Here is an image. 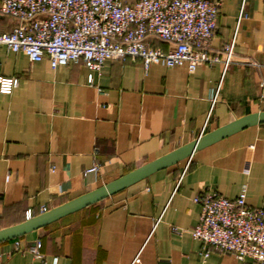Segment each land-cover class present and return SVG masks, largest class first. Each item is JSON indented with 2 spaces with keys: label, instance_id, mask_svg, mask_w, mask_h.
<instances>
[{
  "label": "crops",
  "instance_id": "crops-1",
  "mask_svg": "<svg viewBox=\"0 0 264 264\" xmlns=\"http://www.w3.org/2000/svg\"><path fill=\"white\" fill-rule=\"evenodd\" d=\"M134 4L138 0H124ZM220 2L212 56L231 63L153 66L111 60L100 72L83 63L51 67L0 47V75L16 78L0 93V230L97 190L228 124L264 112V0ZM247 18L240 20L243 10ZM15 26L18 21L10 20ZM9 28H0L7 30ZM165 51L169 46L156 41ZM93 74V83L89 75ZM97 152V153H96ZM100 164L98 175L85 171ZM54 171L52 172V169ZM264 208V124L247 128L155 172L129 188L20 238L0 243L3 264H33L37 240L49 262L67 264H258L211 250L191 231L207 191ZM47 211V212H48ZM139 258L140 262L136 263Z\"/></svg>",
  "mask_w": 264,
  "mask_h": 264
},
{
  "label": "built area",
  "instance_id": "built-area-1",
  "mask_svg": "<svg viewBox=\"0 0 264 264\" xmlns=\"http://www.w3.org/2000/svg\"><path fill=\"white\" fill-rule=\"evenodd\" d=\"M219 10L220 2L209 0H138L134 4L124 0H0V17L18 21L10 31L0 30V47L23 53L34 63L47 58L53 69L83 63L91 72H100L108 61L130 60L141 61L146 72L153 66H187L195 72L204 64L228 66L232 61L234 43L224 48L223 58L209 52ZM247 17L243 6L240 20ZM156 41L167 44L168 50L155 47ZM255 66L264 69V58ZM93 79L91 73L90 84ZM18 86V79L0 75V93L11 94ZM259 87L264 99V80ZM100 169V164H94L85 176L98 175ZM194 202L201 206V216L191 236L204 245L205 259L213 250L264 264V208L247 205L245 187L235 200L212 190ZM47 211L44 207L41 214ZM32 218L34 213L28 210L26 219ZM15 251L29 252L33 264H67L59 258L48 262L40 240L29 250H22L16 241Z\"/></svg>",
  "mask_w": 264,
  "mask_h": 264
},
{
  "label": "water",
  "instance_id": "water-1",
  "mask_svg": "<svg viewBox=\"0 0 264 264\" xmlns=\"http://www.w3.org/2000/svg\"><path fill=\"white\" fill-rule=\"evenodd\" d=\"M262 124H264V112L245 116L228 124L227 126L219 128L208 134L201 135L197 140L162 158L145 164L144 166L98 188L97 190L53 208L40 216L26 220L22 224L0 230V243L20 238L26 234L50 225L72 213L94 205L109 196L115 195L142 180L148 179L157 171L167 169L183 159L191 158L195 152L201 149L215 144L247 128Z\"/></svg>",
  "mask_w": 264,
  "mask_h": 264
},
{
  "label": "trees",
  "instance_id": "trees-1",
  "mask_svg": "<svg viewBox=\"0 0 264 264\" xmlns=\"http://www.w3.org/2000/svg\"><path fill=\"white\" fill-rule=\"evenodd\" d=\"M10 20H12V18H10V17H0V28L6 27V28H9L7 30H11L14 27V25L11 27L8 26V25H10L9 24ZM2 31H4V30H2Z\"/></svg>",
  "mask_w": 264,
  "mask_h": 264
}]
</instances>
